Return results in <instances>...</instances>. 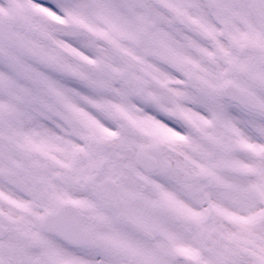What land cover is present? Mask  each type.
Returning a JSON list of instances; mask_svg holds the SVG:
<instances>
[{
	"label": "snow or ice",
	"instance_id": "snow-or-ice-1",
	"mask_svg": "<svg viewBox=\"0 0 264 264\" xmlns=\"http://www.w3.org/2000/svg\"><path fill=\"white\" fill-rule=\"evenodd\" d=\"M0 264H264V0H0Z\"/></svg>",
	"mask_w": 264,
	"mask_h": 264
}]
</instances>
